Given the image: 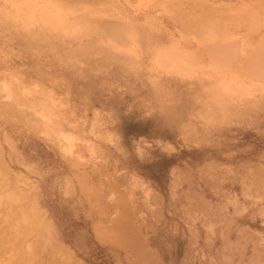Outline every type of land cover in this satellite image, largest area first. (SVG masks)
Here are the masks:
<instances>
[{"label": "rangeland", "instance_id": "obj_1", "mask_svg": "<svg viewBox=\"0 0 264 264\" xmlns=\"http://www.w3.org/2000/svg\"><path fill=\"white\" fill-rule=\"evenodd\" d=\"M0 264H264V0H0Z\"/></svg>", "mask_w": 264, "mask_h": 264}, {"label": "bare ground", "instance_id": "obj_2", "mask_svg": "<svg viewBox=\"0 0 264 264\" xmlns=\"http://www.w3.org/2000/svg\"><path fill=\"white\" fill-rule=\"evenodd\" d=\"M23 232V231H22Z\"/></svg>", "mask_w": 264, "mask_h": 264}]
</instances>
